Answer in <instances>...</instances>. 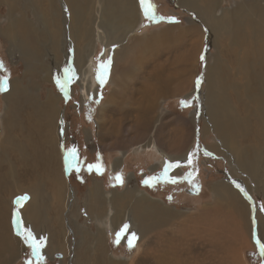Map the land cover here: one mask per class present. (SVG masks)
Here are the masks:
<instances>
[{
	"label": "bare ground",
	"instance_id": "bare-ground-1",
	"mask_svg": "<svg viewBox=\"0 0 264 264\" xmlns=\"http://www.w3.org/2000/svg\"><path fill=\"white\" fill-rule=\"evenodd\" d=\"M63 1L67 14L58 7L56 0H27V6L33 7L34 13L30 19L23 11V14L15 15L19 6L16 3L0 0L1 5L9 4V22L5 26L0 23V32L9 40L10 51L21 53L27 63H34L26 77L36 69L43 74L41 80H53L60 72L62 61H68L74 55V74L83 89L84 99H88L97 95L94 82L101 61L110 60L106 79L111 83V91L96 120L99 133L105 136L100 141L109 147H119L123 155L129 148L124 145L127 141L136 146V152L140 148L153 147L161 156L159 162L162 165L159 166L166 169L169 163L173 164L167 173L177 177L185 172L180 165L190 159L194 129L189 122L187 126L179 118L180 126L174 127L167 136L161 125L164 112L160 106L169 96L188 98L195 91L196 77L188 75L193 71L190 65L201 52L206 36L216 53L211 56L205 73L204 131L213 129L219 139V143L214 142L209 149L228 159L229 172L244 188H256L264 195V0H235V5L226 9L222 8L224 0H176L179 6L195 13L194 20L184 26L179 21H172L168 26L151 33L145 31L143 35H136L144 17L140 0ZM68 40L74 46L70 50L67 49ZM100 45L102 55L98 63L95 56ZM47 55L51 56L49 64L44 62ZM128 56L131 65L127 62L121 65ZM133 72L135 87L132 89L131 86L128 91ZM9 85L5 95L8 134L4 137L5 148L0 151L4 159H0V191L6 196L23 189L31 192L32 197L28 194V199L31 198L26 200L28 207L19 212L23 222H27L38 239L46 238L43 250L47 254L60 249L65 258L70 249L64 212L71 195L59 149V141L65 136L66 129L57 110V95L51 91L42 99L24 80L17 79ZM23 108L28 110L26 121L22 117ZM127 121L130 124L135 121V124L125 127ZM122 161L120 157L116 158L111 168H120ZM177 162L178 167L175 166ZM157 168L154 165L150 169ZM232 177L210 182L213 203L198 208L205 210L204 213L192 214L195 223L191 228L199 248L211 245L208 241H212L215 233L228 230L230 222L236 230L241 226L250 228L248 205ZM23 178L28 179L26 185L21 182ZM44 181L54 192V200L45 194ZM7 201L4 198L0 201V264H14V258L23 247L13 225L14 213L8 210ZM85 209L97 222L96 232L88 238L97 251L96 257L91 259L92 264L115 263L106 238L109 224L112 231L128 225L121 236L124 241L132 233L137 237L135 257L119 260L117 264H136L142 248L139 256L144 255L145 264H206L204 255L209 250L202 249L196 258L191 254L188 257L179 254L177 246L180 243L169 242L167 234L170 231L165 229L180 220L179 214L167 203L163 205L147 191L131 185L130 178L124 192L107 191L95 180L88 192ZM222 210H226L225 215L219 214ZM219 215L220 226L215 230L210 227L212 223L215 228L211 220ZM260 216L257 214L260 231L264 233ZM67 219L71 221L68 216ZM196 224H206L204 230L212 236L200 232L198 229L203 228L197 226V229ZM73 229L79 234L84 232L76 220ZM152 231L161 241L152 236L155 243L149 241L143 245ZM83 236L87 238L88 233ZM248 237L244 238L246 246L251 245ZM243 246L245 243L238 251V264H250L241 254ZM180 252H186V248H180ZM75 259L76 264H88V253L81 249Z\"/></svg>",
	"mask_w": 264,
	"mask_h": 264
},
{
	"label": "rangeland",
	"instance_id": "rangeland-1",
	"mask_svg": "<svg viewBox=\"0 0 264 264\" xmlns=\"http://www.w3.org/2000/svg\"><path fill=\"white\" fill-rule=\"evenodd\" d=\"M8 1H12L11 4L13 5H15V3L19 5L17 7L18 9H16L15 15L25 13L30 19L34 17L33 7L30 8L27 6L30 0H28V2L27 0ZM56 2L58 3V7L67 14L66 9L62 5L64 1L56 0ZM151 2L154 5L157 17L156 19L150 20L144 14L141 24L142 27H140L142 30L139 29V32L136 35H143L145 31L151 33L157 28L168 26L172 21H179L183 23L184 26L187 25L188 22L194 20L195 13L189 9L179 6L176 0H151ZM43 5L45 6L46 2H44ZM234 5L235 0H224L222 8H231ZM7 6H9L8 3H3L0 7V20H2L0 23L3 26H5V23L8 24L9 22V7ZM4 8H6V10ZM13 16L14 15H12V17ZM169 18L175 19L171 20ZM2 41H4V43ZM67 45L68 50L74 47L72 41L70 40H68ZM10 48L11 44L9 40H7L0 32V62L3 64V66L0 67V80H3L4 77L9 78L8 90L0 91V151L5 148L6 143L4 137L8 134L6 125L8 104L5 95L10 88L9 82L14 80H24L25 84L30 85V87L33 88V92L38 93L42 99H45L51 91L56 94L57 110L58 112L60 111V120H64L66 129V132L64 131L65 136L59 141V149L62 156L61 163L63 164L64 176L67 180V185L69 186V195H71L69 204H67L68 206L65 208L64 212V226L67 227L70 252L64 258V253L60 249L54 250L53 252L51 251L47 254V252H45L42 248L41 252L45 259L40 261L39 264H63V262H65V264H76L75 258L76 256L78 257L81 249H84L88 253V264H92L91 259L93 260V258L96 257L97 251L96 246L89 240V235L96 232L97 222L85 211L88 192L93 186L95 180L103 184L105 190L107 191L124 192L129 178L131 185L134 184L137 188L147 191L152 198L160 200L163 205L167 203V205L175 209L176 213L179 214L180 220L171 223L170 226L167 225L165 228L170 231V234H167L169 242L175 245L180 243V245L177 246L179 254L184 255V257L192 255V258H196L202 249L209 250L208 253H205L207 256L204 255L206 264H238L240 262L237 256L238 251L245 243V246H243V250L241 251L244 261L246 259L250 264H264V255L261 254L260 247L257 244V237L261 239V242H264V233H261L260 231V221L257 217V214L261 215L260 220H263L264 228V208L261 207L264 205V195H261L256 188L254 190L250 187V190L246 187L244 188L238 180L232 177L229 172L230 163L228 159L223 156L216 155L209 149V146L214 142L216 144L219 143V139L217 138L215 131L213 129L204 131L206 120L203 117L202 112L204 109L203 95H205L207 90L205 73L207 65L211 62V56L216 53L215 47L210 43L206 36L204 37V45L201 52H199V54L197 53L194 63L190 65V68H193V71H190L188 75H194L196 77L193 85V89L195 91L188 98L169 96V98L163 101L160 106L164 112V118L161 125L163 126L162 128L167 136L171 134L170 132L174 127H177L179 124V118L184 120L183 124L187 126V123L189 122L194 129L191 141L192 153L190 156L192 163L189 164L187 161L186 163H182L180 167H182L185 172L181 174V176L179 175L177 177H171L168 173L165 175V168H163V166H159L162 165L159 162L161 156L153 150V147L148 148L149 150H143V148H140L139 151L136 152L134 149L136 146L131 145L127 141L124 145L129 146V148L125 150L126 154L123 155V151L119 150V147H109L107 143L100 141L101 138L105 139V136L99 133L100 130H98L99 128L96 120L101 107L108 100L109 93L111 91V83L107 79L105 83L101 84V72L95 74L96 80L94 84L98 88V91L97 88L95 89L98 93L96 91L94 93L97 95H92L91 98L84 99L85 95L82 94L83 89L81 88L80 82H78L75 77L73 70L72 61L74 55L71 56L72 59L62 61L60 72L54 75L53 80H41L40 76L43 74L39 73L36 69L29 72V76L26 77L27 71L34 65V63H27V60L22 57L21 53H12ZM70 53H73V51H70ZM46 54L47 53H45V55ZM101 55L102 46L100 45L95 56V60L98 63L100 62ZM50 57L51 56L47 55L46 58H44V62L49 64L48 60ZM130 60V56H128L127 61H121V65H123V62H127V64L131 65ZM66 67L71 69L70 73H65ZM132 75L133 76L129 78L128 81V91L131 89V86L132 89L135 87L134 84L136 79L134 72ZM57 78H59L60 83H57ZM61 84H64V88L61 87ZM189 90L191 91V89ZM126 95L127 92L125 93V97ZM157 113L158 110L156 114ZM27 114L28 110L23 108L22 117L24 118V121H26ZM132 123L135 124V121H132L131 124ZM131 124L127 121L124 126L130 127ZM73 148L76 149V156L74 159H69V152ZM208 153L211 154L209 155ZM1 155L0 159H3ZM118 157L123 160L122 165L120 168L113 170L111 165ZM97 163L102 164V170L97 171L95 168H89V165H95ZM1 165L2 164L0 162V166ZM154 165L158 168L152 171L150 168ZM229 177H232L236 186L240 185L238 188L242 190L243 200H246L251 214L249 216L250 228L248 229L246 226L242 228L241 226V228L236 230L230 222L228 230L223 229V232L220 231L218 235L215 233L212 237V241H208L213 245L211 244L207 245L208 247L199 248L200 246H196L195 244L197 243L195 240L196 234L191 228V225L195 223L192 214L198 212L204 213L205 210H198V208L208 203H213L210 182L214 183L216 180ZM22 180L24 181L21 182L26 185L28 179L23 178ZM250 183L253 184L252 182ZM193 185H198V188L193 187ZM44 186L46 187L45 194L47 197L54 200L52 199L54 192L49 188L46 181H44ZM73 189H75L74 193L72 192ZM25 193L31 195L32 197L31 192L26 189H23L18 193L15 192L9 196H6L2 193V191H0V201L2 198L6 201L8 200V210H12L14 213L13 225L21 238V242L23 243V247L18 253V256H16L13 260L14 264H28L29 260H32L33 264H36L37 260V258L33 256L31 246L25 242L23 235L20 233L23 229L27 228L30 229L35 236L36 234L29 227L27 222H23L24 220L21 218L20 213L19 227L17 225V211L20 212L21 210H25L29 205H26V203L31 197L22 207H17L14 204L13 197ZM72 195L75 196L73 197ZM1 206L2 202H0V207ZM225 211L226 210H222V213L219 214L225 215ZM67 216L71 219V221L67 219ZM74 220L78 221L84 229L82 234H79L78 230L73 229ZM212 221L215 223V228L212 223L210 227L216 230L220 226V215L215 216L211 222ZM70 222L73 225H71ZM180 223L183 226L182 228H180ZM109 225H107L106 228L108 235L106 238L110 251H112V256L114 255L115 258V263L113 262L111 264H117L119 260L124 261L135 257L138 251L136 242L134 241L133 247H129L128 241L130 237L124 241L121 237L122 235H118L121 233L122 228L120 227L119 229L112 231V228H108ZM195 226H202V230L198 229L199 227H197V229L200 232H205L204 229H206L207 225L196 224ZM122 227L124 228V225H122ZM173 231L175 233H173ZM85 233H88L87 238H84L83 236ZM154 233L155 231H152V233L146 237L147 239L146 241H143V245H146L149 241L155 243L154 239L159 242L161 241L156 236L157 233ZM205 233L207 234V237L212 236L211 233ZM152 236H155L154 239ZM245 237H248V240L251 241V245L246 246L247 242L244 240ZM117 239H119V243L116 242ZM162 245L164 246L163 243ZM226 245H229L228 248H226ZM180 248H186V252L181 253ZM142 251L139 253L140 256ZM194 252L196 253L194 254ZM139 254L136 259V264H145L146 261L143 259L144 255L140 258ZM178 264L184 263L182 262Z\"/></svg>",
	"mask_w": 264,
	"mask_h": 264
},
{
	"label": "snow or ice",
	"instance_id": "snow-or-ice-1",
	"mask_svg": "<svg viewBox=\"0 0 264 264\" xmlns=\"http://www.w3.org/2000/svg\"><path fill=\"white\" fill-rule=\"evenodd\" d=\"M140 3L144 9V14L147 18H149L150 20L156 19L157 14L155 12L154 9V5L152 4L151 0H140ZM169 19H175V18H169ZM111 61H101L99 68H100V72H101V76H100V82L101 84L106 82V75L108 72V68L110 66ZM3 64L2 62H0V67H2ZM71 69L66 67L65 68V73H70ZM8 77H4L3 80H0V91H7L8 90ZM57 83H60L59 78H57ZM199 84V81H198ZM61 87L64 88V84H61ZM209 155L211 153H208ZM76 156V149L73 148L70 152H69V159H74ZM188 163L191 164L192 163V159L190 158L188 160ZM174 165L169 163L165 169V175H167V169L173 167ZM176 167L179 166V162L176 163L175 165ZM89 168H95L97 171L102 170V164L97 163L95 165H89ZM122 182V180H121ZM193 187H197L198 185H193ZM237 187H240V185H237ZM28 199L27 196H22V197H18L17 198V202H21ZM262 208H264V205L261 206ZM17 225L19 227V211H17ZM128 229V225H125L124 228L121 229V233L118 235H122L124 232H126ZM23 235L24 240L26 243H28L31 248H32V252H33V256L37 258L36 260V264H39L40 261H43L45 259V257L42 255V248L45 247L46 245V238L45 239H37L36 236L33 234V232L30 229H23L22 232L20 233ZM137 239L136 234L132 233L131 237L128 241L129 243V247H133L134 246V241ZM117 243H119V239H117L116 241ZM257 244L260 247L261 250V254L264 255V242H261V239L259 237H257ZM28 264H33L32 260L28 261Z\"/></svg>",
	"mask_w": 264,
	"mask_h": 264
},
{
	"label": "water",
	"instance_id": "water-1",
	"mask_svg": "<svg viewBox=\"0 0 264 264\" xmlns=\"http://www.w3.org/2000/svg\"><path fill=\"white\" fill-rule=\"evenodd\" d=\"M22 196H27V197H29L28 196V194H22V195H17L15 198H13V202H14V204L17 206V207H22L27 201V199L26 200H24V201H21V202H17V198L18 197H22Z\"/></svg>",
	"mask_w": 264,
	"mask_h": 264
}]
</instances>
